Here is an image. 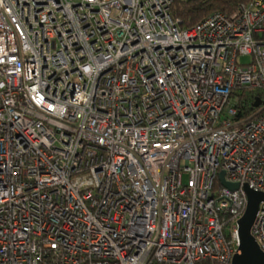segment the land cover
<instances>
[{"label":"built area","instance_id":"obj_1","mask_svg":"<svg viewBox=\"0 0 264 264\" xmlns=\"http://www.w3.org/2000/svg\"><path fill=\"white\" fill-rule=\"evenodd\" d=\"M172 5L0 0V264L241 253L246 185L264 193V100L239 95L264 92V0L189 28ZM252 233L264 252V201Z\"/></svg>","mask_w":264,"mask_h":264},{"label":"trees","instance_id":"obj_2","mask_svg":"<svg viewBox=\"0 0 264 264\" xmlns=\"http://www.w3.org/2000/svg\"><path fill=\"white\" fill-rule=\"evenodd\" d=\"M251 0H173L172 15L180 20V28H189L213 12H222L227 16L234 14L241 4ZM240 105L247 112L255 110L253 104L257 97L264 100V92L251 87H243Z\"/></svg>","mask_w":264,"mask_h":264},{"label":"water","instance_id":"obj_3","mask_svg":"<svg viewBox=\"0 0 264 264\" xmlns=\"http://www.w3.org/2000/svg\"><path fill=\"white\" fill-rule=\"evenodd\" d=\"M262 99L257 97L253 106L259 107ZM225 173H220L222 182L231 189L239 188L238 183H230L225 180ZM248 193V205L245 213L239 220L240 250L233 258V264H264V252L261 250L256 237L252 233L259 206L264 201V193L250 189L246 185Z\"/></svg>","mask_w":264,"mask_h":264},{"label":"rangeland","instance_id":"obj_4","mask_svg":"<svg viewBox=\"0 0 264 264\" xmlns=\"http://www.w3.org/2000/svg\"><path fill=\"white\" fill-rule=\"evenodd\" d=\"M249 59H250V57H245V58H244V60H249Z\"/></svg>","mask_w":264,"mask_h":264}]
</instances>
